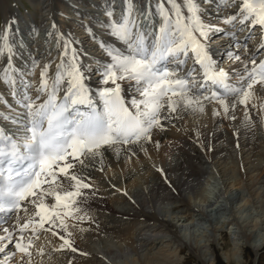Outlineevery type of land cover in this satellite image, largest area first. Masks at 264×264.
<instances>
[{"label":"snow or ice","instance_id":"1","mask_svg":"<svg viewBox=\"0 0 264 264\" xmlns=\"http://www.w3.org/2000/svg\"><path fill=\"white\" fill-rule=\"evenodd\" d=\"M217 2L148 0L138 9L135 0H124L119 18L109 4L106 22L97 21L109 40L84 25L107 59L84 64L78 42L59 34L60 54L43 64L35 86L28 77L38 60L29 56L27 67L15 62L23 54L16 19L0 29V85L13 101L0 100V264H33L34 256L46 254L41 242L50 243L49 235L60 242L53 251L91 255L75 246L72 230L99 227L87 204L99 193L91 172L104 171L107 150L126 162L138 153L151 159L147 146L159 150L157 133L177 127L183 113L208 109L232 121L242 109L241 128H264L258 95L264 92V0H231L236 11L220 18L224 28L204 19L201 4ZM257 29L261 42L249 52ZM240 33H247L243 40ZM218 34L229 40L226 56L236 67H219L212 56L209 41ZM90 73L99 77L95 92ZM124 83L135 96L125 98ZM233 135L239 138L238 131ZM196 139L204 148L199 133ZM156 171L167 181L164 169Z\"/></svg>","mask_w":264,"mask_h":264},{"label":"bare ground","instance_id":"2","mask_svg":"<svg viewBox=\"0 0 264 264\" xmlns=\"http://www.w3.org/2000/svg\"><path fill=\"white\" fill-rule=\"evenodd\" d=\"M147 3L148 0H135L138 9L145 8ZM109 4L115 9L114 17L119 18L124 0H35L33 14L18 19L6 0L2 1L3 24L5 26L12 18L16 19L18 33L15 40L23 45V54L15 61L16 64L27 67L29 56L39 62L34 74L28 77L34 86L39 82L43 64L56 60L60 54L59 34L78 42L76 47L82 53L84 64H87L86 57L90 64L93 58L97 61L107 59L96 43L95 46L92 42L87 45L91 39L84 25L91 26L101 39L109 40L110 37L97 23L106 22L104 13ZM227 4L229 6L226 7L225 0H219L215 4L201 5L205 10L204 19L214 25L219 24L221 28L226 27L219 23L220 18L236 11L230 6L231 0H227ZM31 25L38 33L41 31L44 34L43 41L36 40V37H19V32L23 33ZM76 27L77 30H74ZM49 33L53 35L49 36ZM246 34L240 33V39L243 40ZM248 41H251L248 45L251 52L261 42L260 31L254 30L252 39ZM209 45L219 67L228 69L237 66L231 64L226 56L230 50L227 49V38H222L220 34L212 35ZM226 45L227 48L223 47ZM4 63V59L0 58V66ZM191 65L189 60L188 66ZM97 66L92 64L93 68ZM54 69L55 64L50 74ZM90 76L87 83L95 92L100 87L97 83L99 77ZM123 88L126 99L136 95L129 84L124 83ZM0 93H3L0 100L7 99L13 103L2 85ZM32 95L35 96L34 88ZM258 95L264 97V92H258ZM0 108L4 105L0 104ZM235 115L236 120L232 121L214 118L210 109L204 115L183 113L182 118L175 121L177 127L157 133L154 137L160 143L159 150L153 145L147 146L151 159L138 153L126 162L123 155L117 159L112 150H107L104 171L91 172L99 193L87 204L99 227L94 224L89 231L72 230L75 246L91 255L83 257L69 251H53L60 242L49 235L50 243L41 242L46 254L34 256L33 264H181L179 258L182 251L193 256L199 264H219L218 250L215 249L219 241L224 244L220 252L227 264H243L250 252L257 264V257L264 247V169H245L249 160L246 161L243 154L250 148L254 137L259 139L254 134L259 129L264 131V128L257 124L254 131L245 130L240 127L243 110L237 109ZM252 115L258 119L255 111ZM4 127L8 130L12 126L4 124ZM234 131L239 132L238 139L233 135ZM197 133L204 148L197 142ZM232 142L243 153L237 158L239 174L236 177L230 176L225 165L227 157H232L226 153L229 149L226 145ZM215 167L218 171H214ZM156 168L164 169L167 181ZM215 174L220 176L218 196H213L210 189V180L217 176ZM226 205L230 206L228 212L224 207ZM244 212L247 214L244 215ZM198 225L206 228L200 231ZM226 237H229L228 244L225 243Z\"/></svg>","mask_w":264,"mask_h":264},{"label":"rangeland","instance_id":"3","mask_svg":"<svg viewBox=\"0 0 264 264\" xmlns=\"http://www.w3.org/2000/svg\"><path fill=\"white\" fill-rule=\"evenodd\" d=\"M2 1H5V0H0V29H3V27H4L3 18L1 15L2 14V7H1ZM6 2L9 5V8H11L12 10H14V12L17 13L18 19H22L23 17H28V16L32 15L34 12V10L32 8L34 6L35 0H6ZM201 5H204V4H201ZM122 6H124V4H122ZM114 13H115V11H114ZM32 25L30 26L31 28L29 27L24 31L27 35L24 34V32L23 33L19 32V34L22 36V38L29 37L30 39H32V38L36 37V40L39 39L40 41L41 40L43 41L44 34L41 31L38 33V30L35 29V27ZM77 28L78 27H76L74 30H77ZM46 42H48V41H46ZM91 42L93 44L92 46L96 45V44H94L95 42H93L92 40H89L87 42V45H89V43H91ZM87 51H89V50H87ZM92 51L93 50H91V52ZM84 54H86V53H84ZM87 59L88 58L86 57L85 60H86L87 64H90V62H89L90 60H87ZM90 75H95V74L90 73ZM230 128L231 127L229 126L228 129L230 130ZM254 136H257L260 140L257 139L256 137H254V141L251 142L250 148H248V151L244 152V154H246V155L241 153L239 151V149L237 148V146L233 142L230 145H226V147L227 146L229 147V149L226 151V153L228 155H232V157L231 156L227 157V161L225 163V165L229 168L228 172L230 173V176L233 175L234 177H236L239 174V169H238L239 168L238 167L239 160L237 158L242 156V154H243V156H246L245 157L246 161H247V159L250 161V162L249 161L246 162V164H248L249 166L251 165L250 167L248 165L244 166L245 169H248L249 171H251L253 169V167L258 169V171H260L261 169H264V155H263V153H264V131L262 129H259L254 134ZM235 153H236V155H235ZM247 156H248V158H247ZM209 166L213 167L210 164H209ZM214 171H218L216 169V167L214 168ZM215 175H217V176H214L213 177L214 179H212V180L209 179L211 181V184H210L211 188L210 189H212L213 196L214 195L218 196L220 194L219 191L221 190V188H220V176L218 174H215ZM212 181H214V182H212ZM224 207H225V209H227V212H228V210H230V206L226 205ZM231 209H232V207H231ZM246 214H247V212H244V215H246ZM214 221H216V218L214 219ZM204 227H205L204 225H198L197 229L201 228V230L200 229L199 230L203 231ZM228 239H229V237H226V239H225L226 244H228ZM223 246H224V244H222V242L219 241V245H217L215 247V249L218 250V252H217L218 257L217 258H218L219 264H227L225 262L223 256H222V253L220 252V248ZM249 250H251V249L249 248ZM257 258H258L257 264H264V247H263L262 251L260 252L259 257H257ZM179 260H180L181 264H199L196 261V259L193 258V256H191L189 253H187L185 251H182ZM254 260H255L254 255L252 254V252H250V255L247 257L246 261L243 264H255L256 261H254Z\"/></svg>","mask_w":264,"mask_h":264}]
</instances>
